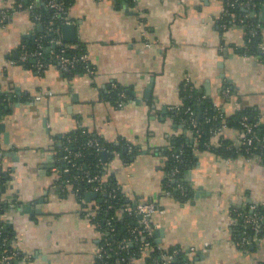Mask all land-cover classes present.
Wrapping results in <instances>:
<instances>
[{
  "label": "crops",
  "instance_id": "1",
  "mask_svg": "<svg viewBox=\"0 0 264 264\" xmlns=\"http://www.w3.org/2000/svg\"><path fill=\"white\" fill-rule=\"evenodd\" d=\"M16 2L0 0V219L22 254L11 264H97L102 236L89 212L99 194L80 198L59 163L62 138L79 127L120 146L104 151L103 177L132 204L155 202V246L179 248L193 264H262L264 237L253 248L236 237L237 213L264 204V163L200 150L188 133L192 164L184 179L192 195L181 200L164 185L165 152L181 133L172 112L184 76L205 97L220 100V89L232 87L229 111L238 95L264 113V62L243 54L241 26L222 28L225 0H70L76 40L66 43L81 44L92 75L54 65L37 72L19 61L21 45L41 29ZM113 84L132 92L121 106L106 99ZM222 134L235 144L241 131L227 126ZM131 258L123 264H145L147 253Z\"/></svg>",
  "mask_w": 264,
  "mask_h": 264
},
{
  "label": "trees",
  "instance_id": "2",
  "mask_svg": "<svg viewBox=\"0 0 264 264\" xmlns=\"http://www.w3.org/2000/svg\"><path fill=\"white\" fill-rule=\"evenodd\" d=\"M27 0H17L18 3L23 4V7L27 6V4L32 3V1L26 2ZM66 9L68 8V4L70 0H63ZM119 1V0H117ZM16 2V3H17ZM252 4L254 5V9L256 12L261 11V2L260 0H252ZM33 7L31 9V16L32 14H39V19H36L34 21H37L41 25V30L39 33H43V38L41 40L35 42L31 41L27 44V48L29 49H35L38 48V45H41V47L48 48L50 46L49 39L53 36L58 35V32H47L45 30V26L51 24L52 26H58L61 31V21L59 19H53L52 9H49L46 7L45 3L41 5H35L32 3ZM242 13L241 7L236 8H229V11L225 14L223 18V22L229 21V18L233 15L238 16ZM33 18V17H32ZM257 16L253 17L252 20H255ZM227 21V22H228ZM226 22V23H227ZM264 26V22L262 23ZM263 34L261 32L251 39V42L248 43V48L246 53L248 55H255L258 54V43L263 40ZM54 51H58V48L53 47ZM242 50V49H241ZM243 52V51H242ZM67 54H81L86 53L85 50L82 48L81 44L74 43L72 46H67L66 48ZM264 62V53L261 55ZM30 62V61H29ZM75 73H82V65L80 63L77 64L76 68L73 69L71 72L67 74H75ZM232 90V87H231ZM180 91V98L181 102L180 104L174 109L172 112V118L173 121L176 124H180L181 133L178 134L175 139L173 140V147L166 150V162H165V176H164V185L167 191H170L175 195V197H178L181 200H184L192 195L191 189L188 187L187 182L185 181V172L192 164V158H191V148L187 145L186 142V136L188 135V129L191 130V135L196 138V144L198 145V148L200 150H210L214 151L219 156L226 158L234 155L245 154L244 152L236 151V146H234L233 142L224 139L223 134H220L218 136H215L213 134V130L223 121V119L226 121V124L228 128H235L239 131H242V125H241V117L246 116L247 122L254 124L258 123V125L255 127V133L259 138L264 137V113H261L259 110H255L253 107L246 106L241 104V101L237 95L236 101H238L239 107H237L235 110L229 111L226 109V106L231 102L230 97H224L221 96V99H215L212 95L207 96L205 99H200L202 94L199 93L197 90L189 91L187 89H183V84L181 82L179 86ZM131 90L123 87L118 84H113L108 88V91L106 93V99L110 101L115 106L117 101L120 100L121 96L124 94L123 99L131 97ZM200 99V100H199ZM215 103L220 104V108L217 109L216 106H214ZM188 107H191L195 114V120L197 122L196 128H193V131L190 127V125L187 123L189 115L185 112ZM6 108L5 105L2 102L1 94H0V117L5 112ZM259 116L262 117L261 121H259ZM187 120V121H186ZM259 121V122H258ZM68 138H71L72 141L68 142ZM89 138H95L97 139L103 146H105L106 150L108 151L106 155H112L113 152L120 151L119 145H112L105 143L101 141L99 138H97L95 135H92L91 133L87 132V130L83 128H77L67 134L64 138H62V145L59 151V163L62 167L64 163L63 156H64V150L63 145H68L69 149L73 152L79 150L81 152V156L74 157L72 156V161L75 163V166H70L69 172L66 174L65 172L63 174H66L65 178L67 179V183L71 185V188L77 193V195L80 198L84 197V194L87 193V191L91 188V184H88L84 179H81L82 176V170H88L91 174H97L101 178H103L104 185L103 190L99 193V200H98V208L93 213V219L92 221H97L100 223L101 228L99 230L105 231V228L107 227V220L113 216V219L110 221V223L114 226L115 230L113 231V236H108L107 240L110 243L109 245H105L104 240L100 242V244L103 247V250L105 254H108V257L105 258H96L97 264H123L129 262L133 257L130 256L133 249L136 248V245L127 246V249L125 251L119 252V250L116 248L117 244L120 241L127 242L128 240L132 239V235L128 232V227H134L138 226L137 217L135 215L129 214L127 211L123 210L126 206H134L129 199H126L122 196L121 191L116 188L115 191H112V189L115 188V185L107 179H104V172H103V156L101 155V152L96 151L94 147H88L86 145V141ZM194 138V139H195ZM213 140H215L213 142ZM65 142V143H64ZM210 143V146L204 145V143ZM215 143V145L211 144ZM257 145V144H256ZM258 146V145H257ZM180 150V151H179ZM256 152V151H254ZM178 153L179 158L178 161L173 157L174 154ZM63 161V162H62ZM80 168V169H79ZM173 168H177L178 172L175 173L172 178L173 180H168L167 176L170 174V171ZM75 177L79 178L78 180H75ZM6 181V174L4 170L0 167V184H1V190L3 188V184ZM176 182H181L183 185V190H178L176 187ZM110 184V185H109ZM4 191V190H2ZM183 194V195H182ZM258 210L260 213H264V207L262 205L258 206ZM244 210H240L239 212H242ZM238 212V213H239ZM247 212H249L247 210ZM4 212L2 209L0 210V214H3ZM237 213V214H238ZM239 218V228L240 233L237 235L236 240L240 239L241 236V226H242V219L239 215H237ZM4 224L2 219H0V240L3 236H7L9 238V250L13 248V243L11 242L10 236L8 235L7 231L4 230ZM245 231L248 235L252 234V231L249 228H245ZM261 234V233H260ZM139 241L142 240V235L138 236ZM153 242V241H152ZM154 245V244H153ZM4 248L0 247V255ZM178 249V254L175 257L174 261H172V264H182L184 260H186V256L180 250ZM173 249L164 251L160 249L159 247L154 245V252L152 254L147 256L146 263L145 264H151L152 258L151 256H158L160 253H171ZM118 251V254H117ZM137 255V254H136ZM125 257L123 261L119 260V258ZM120 261V262H119ZM264 264V262L262 263Z\"/></svg>",
  "mask_w": 264,
  "mask_h": 264
},
{
  "label": "built area",
  "instance_id": "3",
  "mask_svg": "<svg viewBox=\"0 0 264 264\" xmlns=\"http://www.w3.org/2000/svg\"><path fill=\"white\" fill-rule=\"evenodd\" d=\"M134 1V0H133ZM136 1V0H135ZM46 7L49 9H52L53 19H59L61 21V26L64 23H69V19L67 18V9L66 5L63 0H43ZM261 4H264V0H260ZM252 0H225V6H226V13L229 11V8H236L241 7L242 13L238 16H231L229 18V21L223 22V19L221 20V26L222 28H227L231 24L241 26L243 29L244 34V42L242 44V51L243 54L248 57L256 58L257 60H263L261 55L264 53V36L263 40L258 43V54L255 55H248L246 53L248 48V43L251 42V39L257 36L260 32L264 35V26L262 23L264 22V18L262 17L260 11L256 12L254 9V5L252 4ZM23 4L17 3L14 7L19 9L22 8ZM30 10L32 9L33 5L32 3L27 4L26 6ZM6 12V11H4ZM2 13V16L5 17V13ZM257 16L255 20H252L253 17ZM32 17L34 20L39 19V14H32ZM36 25H40L39 22L34 21ZM45 30L47 32H58L59 34L56 36H53L49 39L50 46L48 48L41 47V45H38V48L35 49H29L25 44H22L20 47L19 52V61L22 62H31L33 68L37 72H42L46 70L48 67L54 65L56 66L61 72L63 73H69L73 69L76 68L77 64L80 63L82 65V72L88 75H92L94 73V67L90 63L88 59L87 53H81V54H67L66 48L69 46L65 41H63L61 36V31L58 28V26H52L51 24L45 26ZM43 33H38L35 37L34 41L37 42L43 38ZM53 47L58 48V51H54ZM183 89H187L190 92L193 90H197V87L192 82L189 76H184L182 80ZM232 90L229 86H225L224 88L220 89V95L224 97H230L232 95ZM124 94L121 96L120 100L117 101L116 105L121 106L124 104L125 100L123 99ZM205 96H201L200 99H205ZM199 99V100H200ZM238 102L234 103L236 105V108L238 107ZM214 106H216L217 109L220 108V104L215 103ZM189 117L187 123L191 126L190 128L193 130V128H196L197 122L195 120V112L191 107H188L185 111ZM262 117L259 116V121H261ZM258 121V122H259ZM241 125H242V131L240 136L238 137L237 141L235 142L234 146H236V151L244 152L245 154L242 155L243 159L247 162H252L254 160L264 163V137L259 138L255 133V127L258 125V123H248L247 117L242 116L241 117ZM227 128L226 121L223 119V121L212 131L215 136H218L222 134V132ZM196 131V130H193ZM188 133H191V130L188 129ZM195 138V137H194ZM196 139V138H195ZM68 142L72 141L71 138H68ZM65 143V142H64ZM215 145V143H211ZM258 146H257V145ZM86 145L88 147H94L96 151L102 152L105 151L106 148L103 146L97 139L95 138H89L86 141ZM206 146H210V143H204ZM128 150H133L132 146H127ZM64 150V156L63 160L65 165L62 166V171L65 173H68L70 170V166H75V163L72 161V156L78 157L81 156V152L79 150L73 152L69 149L68 145H63ZM180 151V150H179ZM256 151V152H254ZM173 157L178 161L179 154L176 153L173 155ZM63 162V161H62ZM80 169V168H79ZM82 176L81 179H84L88 184H91V188L87 192H96L100 193L103 190L104 181L103 178H101L97 174H91L88 170H82ZM178 172L177 168H173L170 171V174L167 176L168 180H173L172 176ZM79 178L75 177V180H78ZM110 185V184H109ZM117 186H115L112 191H115ZM178 190H183V185L181 182H176V187ZM183 195V194H182ZM260 204L252 203L248 206L247 209H245L242 212H239L237 215H239L242 219V230H241V236L240 239L236 241V244L239 245L241 248L248 247L250 241L256 242L262 239L264 237V213H260L258 210V206ZM264 207V204L262 205ZM2 209V204L0 203V210ZM157 206L155 202H135L134 206H126L124 208L125 211H127L129 214L135 215L137 217L138 226L134 227H128V232L130 235H132V239L128 240L127 242L120 241L116 248L119 250V252L125 251L127 249V246H132L133 244L136 245V248L132 250L130 256L134 255H142L146 254L147 256L152 254L154 252V245H153V226L151 223V216L156 211ZM247 210L249 212H247ZM91 212H89V215L91 216ZM92 217V216H91ZM113 219V216H111L106 224L107 227L105 228V231L99 230L102 236V240H104L105 245H109L107 238L108 236H113V231L115 230L114 226L110 223V221ZM97 225L99 228H101L100 223L97 222ZM245 228H249L252 231L251 235H248L245 231ZM261 233V234H260ZM142 235V240L139 241L138 236ZM9 238L7 236H3L0 240V247H3L4 249L1 252L0 255V264H11L14 260H18L22 258V254L20 253V250L17 249V247L14 246L9 250ZM98 253L96 255L97 258H105L108 257V254H105L102 245H99ZM178 249H174L171 253L162 252L158 256H151L152 261L151 264H172V261H174L175 257L178 254ZM118 254V251H117ZM136 255V256H137ZM24 258V257H23ZM125 257L119 258V260L123 261ZM120 262V261H119ZM182 264H193L190 260L186 259L183 261Z\"/></svg>",
  "mask_w": 264,
  "mask_h": 264
},
{
  "label": "water",
  "instance_id": "4",
  "mask_svg": "<svg viewBox=\"0 0 264 264\" xmlns=\"http://www.w3.org/2000/svg\"><path fill=\"white\" fill-rule=\"evenodd\" d=\"M261 10H262V17H264V4L261 5ZM39 29H41V26L39 27ZM61 35H62L63 41H65V42H73V41H75L76 40V26L74 25V23L69 22V23L62 24V26H61ZM199 91H203V88L199 89ZM104 153H105L104 151L101 152V155L103 157L105 155ZM2 190H4V187L2 188ZM97 196H98V193H96V192H87V193L84 194L85 199L88 200V201L91 200V199H95ZM248 246L250 248H253L254 242L250 241Z\"/></svg>",
  "mask_w": 264,
  "mask_h": 264
}]
</instances>
